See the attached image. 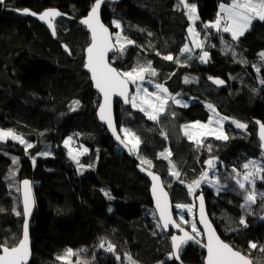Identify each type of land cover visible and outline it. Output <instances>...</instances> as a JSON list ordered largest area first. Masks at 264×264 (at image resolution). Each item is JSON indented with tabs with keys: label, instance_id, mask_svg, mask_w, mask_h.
<instances>
[{
	"label": "trees",
	"instance_id": "16d2710c",
	"mask_svg": "<svg viewBox=\"0 0 264 264\" xmlns=\"http://www.w3.org/2000/svg\"><path fill=\"white\" fill-rule=\"evenodd\" d=\"M188 2L197 7L198 18L193 23L179 0L107 1L104 21L109 25L119 21L122 34L135 41L125 44L124 51H118L111 60L121 72L138 65L147 67L151 61L156 75L147 73L148 78L165 85L171 94L214 103L220 113L244 122L247 128H237L229 119L225 126L228 140L208 137L200 146L192 141L189 145L181 139V126L209 118L201 101L167 110L161 122L150 120L132 105L117 102L120 130L125 126L141 140L133 158L99 122L96 112L100 96L84 69L90 36L81 18L95 0L0 3V129L12 130L33 145L28 148L11 138L0 141V244L13 246L21 238L20 183L31 178L37 207L30 225L33 257L29 264H65L57 257L67 249L76 253L67 258L68 264H129L125 254L131 255L135 264H178L171 255L169 235L157 227L150 181L137 170L141 160L161 174L164 182L167 180L165 186L174 204L191 202L192 196L195 200L204 192L209 215L222 238L254 264H264V252L260 251L264 247V220L260 219L264 199L257 195L250 209L242 208L246 193L238 189L232 172L233 168L243 172L242 165L250 159H264L255 121L264 124V62L259 55L264 52V21L253 20L234 43L230 33L205 28V23L216 20L220 4L231 0ZM50 7L65 13L57 20L55 36L33 16L15 12L30 9L41 13ZM192 24L201 36L206 34L205 50L210 55L206 63L198 54L181 51ZM114 30L115 39L120 29ZM169 54L174 60L163 59ZM185 77L190 82L186 83ZM208 77L222 78L227 85L218 88ZM75 101H79L78 106ZM69 137L71 142L65 145ZM85 148L88 151L83 153ZM70 150L82 153L79 165L69 155ZM166 150L185 156L180 158L181 166L172 160V154L167 159L159 155H167ZM212 157L222 162L217 174L227 187L217 192L212 186H203L190 193L188 185L206 171V161ZM174 171L179 178L171 175ZM256 181V193H262L258 189L264 190V180ZM105 191L112 199L104 195ZM242 217L246 226L239 223ZM102 241L104 249L100 248ZM109 242L115 245L114 252L106 250ZM250 243L257 248L250 249ZM180 256L185 263L203 264L205 252L190 243Z\"/></svg>",
	"mask_w": 264,
	"mask_h": 264
},
{
	"label": "snow or ice",
	"instance_id": "6c2138e0",
	"mask_svg": "<svg viewBox=\"0 0 264 264\" xmlns=\"http://www.w3.org/2000/svg\"><path fill=\"white\" fill-rule=\"evenodd\" d=\"M3 0H0L2 3ZM104 0H95L94 5L91 8V11L87 18H85L82 23L87 25L91 30V44L87 48V62L85 67L91 72L92 79L95 82V87L99 89L104 96V104L100 105L99 113L100 119L106 121L110 127H113V131L115 128L113 126V119L111 113V97L114 93H118L120 96L125 98V103H131L133 108H139L140 111L145 112L150 120L157 121L162 114H164L167 110V106L169 101L171 100L176 105H181L187 107V103L183 102L181 99L177 97L180 95L177 93L175 96L168 92V89L165 88L161 84H157L156 88L159 90L155 93H149L147 89H142L139 84H137L136 94L128 98V86L129 84H136L137 81L145 80V73H150V75L155 76L156 71L152 67V62H147V67L138 65L137 67L132 68L130 71L121 72L116 68L110 66V64L105 59L106 54L109 50H113L114 45L112 43L113 36L109 32V29L105 27L103 23L100 21L99 11L101 8V4ZM181 4L188 9V17L191 20L197 19L196 14V5L195 4H187L186 0H181ZM220 12L223 15L218 14L217 18L214 22H210L205 25V28H215L217 32H227L231 34L232 40L235 43L238 41L239 37L242 36L251 26L253 20L259 19L264 21V0H231L229 4H220ZM22 11L23 14H29L32 16H37L38 14L35 12H30L28 9L17 10ZM60 15L54 9H49L38 15V18L41 21H49L50 17ZM223 22V27L221 26ZM115 27L117 29H121V24L119 21H113ZM193 29H189V32H192ZM54 32V29H53ZM150 35V34H149ZM198 35V34H197ZM205 40L207 37L204 38ZM125 43H121V41ZM115 42L119 44L120 47L116 49V51L123 52L125 48V44H134L135 41L128 39L127 37L122 35L121 32H117L115 34ZM195 46L197 48H202L203 44L200 41L195 42ZM214 47V46H213ZM67 49V46L65 45ZM227 51H232L231 48H226ZM182 53H192V49L185 44ZM159 55V53H158ZM261 61L264 62V52L260 54ZM209 53L203 52L198 58L202 62H207ZM165 60L172 61L174 57L169 54L163 57ZM241 63H247L246 60H241ZM257 71H260L258 68ZM209 79H212L211 77ZM185 82H190L187 77H185ZM218 85H222L225 82L220 79H216L214 81ZM264 83V81H261ZM141 92L144 94L141 95ZM75 106L79 105V101L74 102ZM207 107L212 111L213 115L217 117L215 121L209 119L207 124H202L199 121L191 125H184V135L189 139L193 140L197 146L203 144L202 137L206 136H215L218 140H228L229 137L223 132L222 129V121L226 120V117H221L216 112V109L213 105L208 104ZM72 110H75L73 107ZM174 116L175 113H172ZM215 123L216 127L210 128L209 125ZM237 128L246 129L247 125L236 122ZM191 128L192 131H188ZM125 137L131 135L132 140H122L119 136L117 139L120 140V143L128 149L129 152L138 151L139 146L141 144L140 138L135 134L131 133L129 129L123 130ZM162 135L166 136V133H162ZM260 136H261V147L264 149V124L260 125ZM17 140L21 144H26L28 148L33 147L32 144L27 143L21 136L16 135L12 130H4L0 129V141H6L7 139ZM71 137L68 138L64 143L67 145L71 141ZM209 151H211V145H207ZM88 149H83V153H86ZM167 155L164 152L160 153L161 157L167 159L171 156L170 150H166ZM82 153L77 152L73 154L70 150L69 155L73 160L77 162L79 165V155ZM262 156H264V152H262ZM14 159V163H15ZM171 163V161H169ZM216 158L209 159L206 161L209 170H215L216 168ZM141 163H145L144 160H141ZM149 165L151 162H148ZM83 168V165H80ZM91 167V166H89ZM174 167V165H173ZM242 169L244 170L241 173L239 170L233 168L232 172L235 174L233 179L235 180V184L239 190H242L244 193V204L241 205L246 211L251 208L252 204L256 202L257 195L264 199V193H256L255 192V183L257 179L264 180V160L258 161L255 159H250L246 163L242 165ZM148 175L151 176L153 181L152 192L153 195L156 196L157 208L159 209V221L157 227L162 229H167L169 224H175V221L172 220L171 214L169 212V203L167 199V193L163 191L159 181L160 177L154 175L152 172H148ZM171 175L179 178L178 172H172ZM201 183L212 185L217 192L223 190L227 186L221 184L219 176L216 175L214 179L209 178V171H204L199 179L193 181L188 185V189L190 193H194L197 188L200 187ZM24 185V199H23V213L25 216H29L32 211V207L34 204V200L31 195V185L30 182L25 180L23 181ZM251 188V191H249ZM104 195L109 199H112V196L108 192H104ZM179 208H187L188 211H191L192 208L189 205H177ZM199 208H200V220L199 222L204 225L206 234H207V243L204 247L207 249V264H253V261L250 260L243 253L236 251L232 246L225 243L220 239V237L216 234L215 230L212 228L211 223L208 221L206 215L204 214V198L203 195L199 196ZM112 209L110 208L109 211ZM17 215L21 213L17 212ZM183 220V217H181ZM185 223H188L185 221ZM239 223L243 226H246V221L242 217ZM177 228L180 226L178 224L175 225ZM192 233L190 234L188 231H184L181 229L182 235H172V248L173 251L171 255L175 257L177 260L179 259V252L183 245L187 244L189 241L196 240V237L200 235L199 230L196 227V221L193 220L191 222ZM250 249H256L257 244L250 243ZM100 248H105V243L102 241L100 243ZM108 252L115 251V245L108 243L107 249ZM261 252H264V247L260 248ZM0 264H26L27 259L30 254L29 248V235H28V223L25 220L23 226V238L18 242V244L14 247L9 248L6 244H0ZM72 249H67L63 256L57 257L58 260L64 261L65 264H68L67 258L75 255ZM129 260V264H135L131 255L125 254ZM119 258V257H118Z\"/></svg>",
	"mask_w": 264,
	"mask_h": 264
},
{
	"label": "water",
	"instance_id": "95a60500",
	"mask_svg": "<svg viewBox=\"0 0 264 264\" xmlns=\"http://www.w3.org/2000/svg\"><path fill=\"white\" fill-rule=\"evenodd\" d=\"M107 1H110V2H113V3H118L120 2L121 0H104V2L101 4V8H100V11H99V17H100V21L101 23H103L105 25V27H107L109 29V32L112 34L113 36V31L111 30L110 26L104 22L103 20V16H102V11H103V8H104V5ZM181 2V0H179ZM186 3L188 4V0H186ZM184 7V6H183ZM186 8V7H184ZM49 9H54L56 10L57 12L60 13V15L58 16H54V17H50L49 20H50V23L49 21H41L39 18H38V15L49 10ZM24 10V9H23ZM30 12H33L32 10L28 9ZM91 11V10H90ZM90 11L88 12V14L84 17L81 18V23L82 21L88 17ZM16 13L20 14V15H23V16H30L29 14H23L22 11H15ZM36 13V12H35ZM41 13H37L38 15L37 16H33L34 18L38 19L42 24H44L48 29L49 31L51 32L52 35H56V20L62 16V15H65L63 13V11H61L59 8L57 7H50V8H47L45 10H43ZM32 16V15H31ZM82 25L86 28V30L88 31L89 35H90V43L87 45V47L85 48V60L87 62V48L90 46L91 44V39H92V36H91V30L90 28L85 25L84 23H82ZM53 29H54V32H53ZM112 43L114 45V48L113 50H109L106 54V57L105 59L107 60V62L110 64L111 67L113 68H116L118 71L119 68L111 61H110V58L113 54H116L118 53V51H116V49H118V45L115 43V40L114 38L112 39ZM64 49L69 52V49L67 47V49L65 48V45H63ZM70 54V53H69ZM86 71L89 72L90 74V77H91V80L93 82V89L94 91H96L99 96H100V104L98 105L97 107V117H98V120L99 122L104 126L106 127V129L108 130L109 134L112 136V138L114 139L115 143L124 150V152L127 154V156H129L130 158H133L134 155H133V152H129L128 149H126L121 143H120V140L117 139V136L120 137V139L122 140H125V138L123 137L120 129H119V126H118V123H117V116H116V102L117 101H120L124 106H129L131 103H125V98L120 96L118 93H114L111 97V113H112V119H113V126L115 128V131H113V127H110L109 124L104 121V120H101L100 119V113H99V107L100 105L104 104V96H103V93H101L99 91V89H97L95 87V82L94 80L92 79V76H91V72L85 67ZM216 79H220V80H223L225 83L222 84V85H218L216 84L214 81ZM209 82L218 87V88H222L224 87V85L226 84V81L222 78H219V77H213L212 79H209ZM128 98L131 99V95H132V84L130 83L129 86H128ZM255 121L257 122V125H258V128H257V133H258V137L261 141V136H260V125L263 124L260 120L258 119H255ZM261 144H262V141H261ZM261 150L262 152H264V149H262L261 147ZM137 170L145 175L146 177H148L149 181H150V195H151V199H152V204H153V208L156 212V215H157V218L159 220V209L157 208V201H156V196L153 195V192H152V186H153V181H152V178L151 176L148 175V172H152L154 175L160 177V185L161 187L163 188V191L167 193V199H168V203H169V212L171 214V217H172V220L175 221V224H169V227L167 229H163L164 232L169 235V238H170V243H171V248H172V241H171V236L172 235H182V232H181V229H183L184 231H188L190 234H193L189 228H187L185 225H182V223L177 220L176 218V215H175V210H174V203H173V200H172V196H171V192L166 188L165 186V183H164V180L161 176V174H159L158 172L154 171L153 169L145 166L144 164L142 163H139L137 165ZM29 181L30 182V185H31V195H32V198L34 200V204H33V207H32V211H31V214L29 216H25L23 215V224H22V234H21V238L20 240L23 238V226H24V223H25V220H27V223H28V235H29V248H30V254H29V257L27 259V262L26 264H29L31 259H32V255H33V250H32V239H31V231H30V225H31V222H32V219H33V216H34V212H35V209L37 207V202H36V198H35V193H34V186H33V181L31 178H24L21 180V183H20V196H21V204H22V209H23V199H24V185H23V181ZM200 195H203V198H204V214L206 215L208 221L211 223L212 225V228L215 230L216 234L220 237V239L222 241H224L225 243L229 244L230 246H232L228 241H226L225 239L222 238V236L219 234L214 222L212 221L210 215H209V212H208V206H207V200H206V197H205V194L204 192H200L198 194V196H196V220H197V223L200 227V230L202 231L203 233V236L202 238H199L198 236L196 237V240L194 241H189L187 244L183 245L182 248L190 243H195L197 244L200 248H202V250L205 251V257H204V263L203 264H207V249L204 247V245L207 243V234H206V231H205V228H204V225L201 224L199 222L200 220V208H199V196ZM24 214V213H23ZM160 222V221H159ZM178 224L180 227L177 228L175 225ZM19 240V241H20ZM18 241V242H19ZM18 244V243H17ZM17 244L13 245V246H8L9 248L11 247H14L16 246ZM233 247V246H232ZM181 248V250H182ZM234 250L236 251H239L241 252L240 250L236 249L235 247H233ZM180 250V252H181ZM172 251H173V248H172ZM180 252H179V259L177 260L175 257L174 259L178 262V264H188V263H185L182 261L181 259V256H180ZM242 253V252H241ZM2 254V253H0ZM245 255V254H244ZM247 256V255H246ZM248 257V256H247ZM249 258V257H248ZM250 259V258H249ZM251 260V259H250Z\"/></svg>",
	"mask_w": 264,
	"mask_h": 264
},
{
	"label": "rangeland",
	"instance_id": "374dc122",
	"mask_svg": "<svg viewBox=\"0 0 264 264\" xmlns=\"http://www.w3.org/2000/svg\"><path fill=\"white\" fill-rule=\"evenodd\" d=\"M191 4H195L194 2H191V3H189V5H191ZM224 4H226V3H224ZM196 5V4H195ZM196 14H197V7H196ZM187 15H188V9H187ZM220 15H223L222 13L220 14ZM197 17H198V15H197ZM104 20V19H103ZM191 20V19H190ZM197 19H195L194 21L193 20H191V22L193 23V22H195ZM105 22V21H104ZM214 22V21H213ZM210 22H207V23H205V25L206 24H209ZM222 27H223V22H222V25H221ZM193 29V31L192 32H189V29ZM249 30V29H248ZM117 32H121V29L120 30H118ZM116 32V33H117ZM198 34V35H197ZM123 35V34H122ZM206 34H204V36H201L200 35V32L197 30V28L192 24V25H190L189 26V28H188V41H187V45L192 49V54H198L199 56L200 55H202L203 54V52H205L206 50H205V36ZM124 36V35H123ZM196 41H200L202 44H203V47L202 48H197L196 46H195V42ZM195 50H200L199 51V53H196L195 52ZM207 52V51H206ZM208 58H209V56H208ZM208 60V59H207ZM203 63H205V62H203ZM147 73H145V80L144 81H137V83L136 84H134L135 85V89H134V91L132 92V95H131V97L133 96V95H135L136 94V88H137V84H139L140 86H141V88L142 89H147V91L149 92V93H155V92H158L159 90L156 88V85L157 84H160V83H157V82H155V81H152V80H150L148 77H147V75H146ZM161 85H163V84H161ZM164 86V85H163ZM165 87V86H164ZM166 88V87H165ZM168 92L170 93V91L168 90ZM144 93L143 92H141V95H143ZM177 94V93H176ZM176 94H172V95H176ZM180 95L177 97L178 99H181L183 102H186L187 103V105H190L191 103H194V102H196V101H201L204 105H205V108L208 110V112H209V118L207 119V120H204V121H202V120H195V121H191V122H188V123H185V124H183L182 126H181V139H183V140H185V142L187 143V144H189L190 145V141H192L195 145H196V143L193 141V140H189L185 135H184V131H185V129H184V125H191V124H193V123H195L196 121H199V122H201L202 124H207L208 123V121H209V119H212L213 121H215L216 119H217V117L216 116H214L213 115V113H212V111L207 107V105L208 104H211V105H213L214 107H215V109H216V112L218 113V115L219 116H221V117H226V116H224L222 113H220L219 111H218V109H217V107L214 105V103H211V102H209V101H205V100H202V99H200V98H196V97H187V96H185V95H183V94H181V93H179ZM129 106H131V104L129 105ZM177 106H181V105H176V104H174L171 100L169 101V104H168V106H167V110H169V109H171V108H175V107H177ZM136 109H139V108H136ZM167 110H166V112H167ZM165 112V113H166ZM146 116H147V114L145 113V112H143ZM165 113L164 114H162L161 116H160V118L157 120V122H161V120H162V118L165 116ZM148 117V116H147ZM227 119L226 120H224V121H222L221 123H222V129H223V132L228 136V134H227V131H226V124H228L229 123V119H230V117H226ZM230 121L231 122H234L232 119H230ZM241 123H243V124H245L244 122H241ZM246 125V124H245ZM209 127L210 128H214V127H216V124L215 123H213V124H211V125H209ZM247 128V127H246ZM124 129H129V128H127V127H125V126H122L121 127V133H122V135H123V137L125 138V140L127 141V140H132L133 138H132V136L131 135H129V136H127V137H125V135H124V132H123V130ZM130 130V129H129ZM244 130V129H243ZM246 130V129H245ZM188 131H192V129L191 128H189L188 129ZM130 132L131 133H135V132H133L132 130H130ZM16 135H18L17 133H15ZM136 134V133H135ZM137 135V134H136ZM138 136V135H137ZM163 136H165V135H163ZM208 137H214L215 138V136H206V137H202L201 139L203 140V143L205 142V141H207V139H208ZM66 140H68V139H66ZM71 142V141H70ZM69 144V143H68ZM67 144V145H68ZM71 145V144H70ZM139 148H140V146H139ZM72 152H73V154H75L77 151L76 150H71ZM138 151H139V149H138ZM138 151H135L134 152V154H137L138 153ZM180 151H178V152H176V151H174L173 153L171 152V154L173 155V161H175V162H177L180 166H181V161H180V158L181 159H184V157L185 156H181L182 154H180V155H178L177 156V154L179 153ZM212 158H216V168H215V170H209L208 169V165L206 164V170L207 171H209V178L210 179H214L215 178V176L216 175H218L217 174V171H218V169L220 168V165L222 166V162L220 161V159L219 158H217V157H212ZM212 158H210V159H212ZM79 159H80V155H79ZM253 159H255V160H258V161H261V160H264V159H256V158H253ZM209 160V159H208ZM207 160V161H208ZM241 173H243V172H241ZM220 179V178H219ZM167 182V180H165V183ZM257 182V181H256ZM203 186H212V185H210V184H205V183H201V185H200V187H199V189H202L203 188ZM255 186H256V183H255ZM213 187V186H212ZM214 188V187H213ZM255 189H256V187H255ZM259 190V192H262V193H264V190H262V189H258ZM249 191H251V188H249ZM257 190H255V192H256ZM177 205H189V206H191V208H192V210L191 211H188V209L187 208H179V207H176ZM174 210H175V214H176V218L182 223V225L184 224V225H187L188 227H189V229H190V231L192 232V229H191V222L193 221V220H195L196 221V227H197V229L199 230V232H200V235H198V237L199 238H202V236H203V233H202V231L200 230V227H199V225H198V223H197V220H196V201L194 200V197L192 196V201L191 202H188V203H175L174 204ZM181 217H183V220H181ZM261 220H264V215L260 218ZM185 221H187L188 223H185ZM240 221V220H239ZM205 252V251H204ZM251 259V258H250ZM252 260V259H251ZM253 261V260H252ZM253 264H254V262H253Z\"/></svg>",
	"mask_w": 264,
	"mask_h": 264
},
{
	"label": "bare ground",
	"instance_id": "6f19581e",
	"mask_svg": "<svg viewBox=\"0 0 264 264\" xmlns=\"http://www.w3.org/2000/svg\"><path fill=\"white\" fill-rule=\"evenodd\" d=\"M188 4H189V2H188ZM47 9V8H46ZM187 9V8H186ZM18 10H21V9H18ZM23 10V9H22ZM16 11V10H15ZM103 12V11H102ZM64 13V12H63ZM65 14V13H64ZM31 16V15H30ZM63 16V15H62ZM62 16H60V17H62ZM59 17V18H60ZM58 18V19H59ZM57 19V20H58ZM38 20V19H37ZM57 20H56V23H57ZM106 23V22H105ZM108 24V23H107ZM109 25V24H108ZM110 26V28H111V30L114 32L115 30H114V28H115V25H113V24H111V25H109ZM49 30V29H48ZM88 32V31H87ZM54 36V35H53ZM90 36V35H89ZM114 38V37H113ZM115 40V39H114ZM90 43V42H89ZM116 43V42H115ZM65 45V44H64ZM117 54V53H116ZM114 55V54H113ZM112 55V56H113ZM111 56V57H112ZM198 57H199V55H197ZM209 58H210V55H209ZM209 58H208V60H209ZM207 60V61H208ZM110 61H111V63H112V60H111V58H110ZM85 64H86V60L84 59V69H85ZM85 71H86V69H85ZM88 74H89V72L88 71H86ZM89 77H90V74H89ZM210 77H208V79H209ZM211 78H213V77H211ZM150 80H152L151 78H149ZM90 81H91V83H92V85H93V82H92V80H91V77H90ZM153 81V80H152ZM227 85V81H226V84L224 85V87ZM165 86V85H164ZM167 88V87H166ZM96 92V91H95ZM132 92H133V90H132ZM98 94V93H97ZM99 95V94H98ZM117 102H120V101H117ZM117 102H116V104H117ZM121 103V102H120ZM116 116H117V114H116ZM118 123V122H117ZM120 129V128H119ZM121 131V130H120ZM133 155H134V152H133ZM152 169V168H151ZM155 171V170H154ZM157 172V171H156ZM162 176V175H161ZM165 183V182H164ZM33 186H34V184H33ZM34 193H35V190H34ZM35 198H36V196H35ZM36 202H37V200H36ZM24 215V214H23ZM157 216V215H156ZM31 228V227H30ZM32 239V238H31ZM20 240V239H19ZM18 243V242H17ZM32 250H33V246H32ZM32 257H33V255H32ZM31 262V261H30Z\"/></svg>",
	"mask_w": 264,
	"mask_h": 264
},
{
	"label": "crops",
	"instance_id": "0c3cea01",
	"mask_svg": "<svg viewBox=\"0 0 264 264\" xmlns=\"http://www.w3.org/2000/svg\"><path fill=\"white\" fill-rule=\"evenodd\" d=\"M219 14H221V12H220V7H219V12H218Z\"/></svg>",
	"mask_w": 264,
	"mask_h": 264
}]
</instances>
